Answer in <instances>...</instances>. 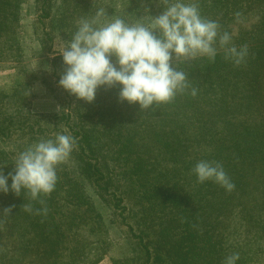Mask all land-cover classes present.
<instances>
[{"label":"rangeland","instance_id":"rangeland-1","mask_svg":"<svg viewBox=\"0 0 264 264\" xmlns=\"http://www.w3.org/2000/svg\"><path fill=\"white\" fill-rule=\"evenodd\" d=\"M51 2L54 10L65 16L67 32L48 27L42 30L40 24L36 23L33 0H25L21 4L15 29L18 45H13L10 50L5 46L0 55V91L11 89L22 72L20 76L25 77L30 85L28 98L32 113L57 112L58 98L67 101L62 88L58 86L59 78L56 80L65 68L62 57L53 65L56 76L50 78L46 70L50 66L48 59L60 54L63 46L74 35L73 27H78L81 19H91L98 10L103 9L107 19L119 17L130 24L149 26L152 18L168 6L169 0ZM185 2L196 3L203 18L216 21L220 34L226 32L230 35V46H235L238 50L246 49L245 56L249 57L252 65L250 72L246 68L241 77H236V83H233V78L227 81V75L215 78L213 80L218 84L211 88L212 91L202 81L197 85L199 89L194 95L195 103L191 109L194 116L191 119L186 118L189 108L181 116L173 109L165 110L160 107L133 113L135 119L132 124L125 121L133 131L132 139L139 138L140 141L143 138L149 144L152 140L146 134L150 135L153 130L163 131L161 144L158 145L161 150L159 156L163 157L158 156L156 160L149 157L145 161L149 169L150 165L153 167V177L157 175L159 182L152 179L148 183L147 178L146 184L140 186L136 182L131 183L133 178L136 179V174L127 180L120 178L123 171H134V163L132 159L114 156L119 143L116 142L117 137L105 131L108 117L100 118L101 113L95 110L107 100L104 94L106 87L98 88L96 98L90 103L71 95L70 107L64 104V108H71L69 111L72 118L68 124L72 127V132L66 126L61 129L62 125H58L60 130L54 132L52 124L48 123L46 135L41 137L36 132L29 145L42 139H55L61 134L72 137L73 131H82L80 125H85L93 133V145L95 143L101 146V153L95 154L96 158L91 157L89 161L103 170L104 179L95 172L97 182H91L76 172L74 165L78 160L73 151H80V148L75 142L68 161L57 166V174L67 171L70 181L79 179L80 184L84 185L82 187L85 194L70 197L67 193L69 187H57L52 194L44 197L48 199L45 205L47 208L49 206L48 215L51 218H38L43 214L37 209V203L35 211L28 215L24 213L22 205L26 199L25 191L18 196L11 190L7 193L0 192V264H139L135 251L137 247L134 245L137 240L127 234V225L121 224L120 217L116 216L111 207L112 187H117L116 193L121 197L122 204L129 209L125 212V224L132 223V219L139 221L148 235L149 248L153 253L159 254L160 259L167 260V264H181L173 251L182 243L183 218L189 215L195 220L189 223L192 227L190 232L195 238L191 245L194 247V259L198 257L195 255L203 253V264H225L226 257L238 253L237 264H264V0ZM41 38L42 44L39 43ZM217 47V54H223L224 50L219 45ZM200 58V62L205 61L203 56H198L192 60L178 58L173 63L181 71L184 68L181 63ZM196 67L198 66L193 69ZM108 103L109 99L107 105ZM105 109L106 107L103 114L107 113ZM164 110L166 112L162 114ZM215 112L221 113V116L214 118L212 115ZM201 113L203 119L199 116ZM72 119L80 125L74 127ZM204 120L209 129L200 126ZM112 124L115 126L117 123ZM191 125L196 127L198 137L182 143L179 132L181 129H190L187 126ZM118 128L119 124L115 126L114 132ZM226 129L230 132L228 136ZM242 130H245V134L242 133L243 136L239 137ZM169 132L175 133V141ZM122 133L130 136L125 131ZM3 141L0 139V172L7 175L13 172L16 158L24 149L19 151L15 148V143H19L16 134ZM166 141L172 142L173 148L178 147L175 153L177 162H171L172 156L164 154ZM179 147H188V151L180 153ZM218 151L222 152L218 154ZM3 158L5 161H2ZM200 161L220 164L234 188L227 191L214 181L196 180L193 169ZM106 179V187L109 189L104 193L96 185L105 184ZM154 185L181 199L176 203L164 200L154 190ZM76 189L82 191L81 187ZM80 198H83V202ZM39 203L43 205V200ZM131 213L134 218L129 216ZM29 220L37 226L39 222L50 223L46 229L50 231L51 238L56 236L55 233L59 236L61 242L59 246H55L56 253H51L49 259L38 252L41 245L32 243L30 246V238L37 242L41 234L34 232ZM203 245L206 247L205 252L199 250Z\"/></svg>","mask_w":264,"mask_h":264},{"label":"clouds","instance_id":"clouds-1","mask_svg":"<svg viewBox=\"0 0 264 264\" xmlns=\"http://www.w3.org/2000/svg\"><path fill=\"white\" fill-rule=\"evenodd\" d=\"M230 42V35L220 34L216 21L203 18L196 3L185 0H169L149 26L119 17L107 19L100 9L93 18L81 19L63 46L59 55L65 68L58 86L89 103L98 88L119 86L121 101L148 110L172 101L189 87L185 72L174 66L176 59L214 60L219 45L226 59L240 64L246 49L238 50ZM74 146V139L63 134L29 145L18 154L13 172H0V192L11 190L18 196L28 191L33 199L50 194L57 182V166L68 161ZM193 171L200 182L214 181L227 191L234 188L218 163L200 161ZM238 260L239 254L234 253L225 258V264Z\"/></svg>","mask_w":264,"mask_h":264},{"label":"trees","instance_id":"trees-1","mask_svg":"<svg viewBox=\"0 0 264 264\" xmlns=\"http://www.w3.org/2000/svg\"><path fill=\"white\" fill-rule=\"evenodd\" d=\"M24 2L25 0H0V55L4 52L2 50L5 46H8L7 48H9L10 50V48L13 45L15 46L18 45L15 39L16 36L15 29L17 28L18 25L19 10L21 4H23ZM33 3H34V11L36 12V16H37L36 23L40 24L42 30L48 27L49 29L54 28V29H60L61 31H63L64 29V32H67L68 26L66 25L67 23L65 22L66 18L65 16L63 17V15L59 13L58 10L57 12L54 10L53 3L51 2V0H33ZM76 30L77 27L74 26L72 32L75 33ZM5 38L7 41L5 40ZM39 43L40 44L43 43V38L40 39ZM47 50H49V46L47 47ZM46 54L47 51L45 52V55ZM253 56L255 55H252V57ZM59 59H60V55L53 57L52 59H48L50 66L46 71L48 72V74H50L49 75L50 78L56 76L57 74L55 72V67L53 65H56L57 60ZM202 59H205V61L200 62L201 61L200 58L196 61L181 63L180 65L184 67V68L182 67L183 69H181V71L185 72V74L187 75L189 87L183 93H178L172 101L163 104H155L151 108L160 109L161 107V108H165V110L173 109L176 111V113L179 112L181 116L184 115L186 110L189 108L190 112L187 113L186 118L191 119L194 116L193 113H191V109L193 107V104L195 103L194 95H192V90L193 89H195V91L198 90L199 88L197 87V85H199L203 81L205 85H207L208 88H210L211 90L212 87H215V85L218 84L217 82H214L213 79L218 77L224 78L226 75L229 76L227 81H230L233 78L234 79L233 83H236L237 82L236 77L237 76L241 77L242 74L246 72V68H248V71L250 72L252 67L248 56H245L244 59L242 60L243 62H241L240 64H235L231 59H226L224 53L217 54L214 60H210L207 57H203ZM193 65L198 67H196V69H193L194 67ZM20 74L22 75V72H20ZM20 74L17 76V80L15 84L11 87V89L0 91V139L2 141L8 140L11 139L12 135L16 134L19 143L18 144L15 143V148L21 151L23 149H26L29 143H31L34 140L33 135L36 134V132L40 133L42 135L41 137L46 135L45 133L48 130L46 124L48 123L52 124V130L54 132L59 131L60 128L63 129L64 126H66L70 132H72V127L68 124L70 118H72L70 116V111H69L71 110V108L69 110H67V108H64L65 106L64 104H66V107H70L71 105L70 103L72 100L70 98L72 96L67 91L62 89V92L64 93V97L66 98L67 101L65 102L64 100L58 98L59 109L57 112L32 113L29 107L30 101L28 98L29 96L28 89L30 88V85L28 81L25 80V77L20 76ZM248 76L249 75H246V77ZM246 77L244 79H246ZM58 78L59 76H57L56 80H58ZM221 86L223 87V84ZM104 94L107 97L105 104L102 106L100 105V108L95 110L96 111L98 110V112L101 113L99 114L100 118H104L105 116L108 117L107 123H105V131L109 134L112 133L117 137L116 142L119 143L117 145L116 153L114 156L116 157L122 156L124 157V159H128V160L132 159L134 163V165H132V167H134V171L133 169L132 171H130V173L127 171L125 172L123 171V173L120 175V178L127 180L129 178H132L133 174H136V179L133 178L134 181L132 180L131 183L134 184V182H136V185L138 186L146 184L147 178L149 179L148 183L152 179L154 181L159 182L157 175H154L153 177V172H154L153 167L150 165V169H149L145 164V161L149 157H152V160L153 159L156 160L159 157H163V155L159 156L161 150L158 149L159 148L158 145L161 144L163 138L162 136L163 131H161L162 129L153 130L150 135L146 134L147 138L152 140V143L150 144L148 142L146 143L143 138H141L140 141L139 138L132 139L133 131L132 129L128 128V126L125 124V121L130 124L134 123L133 119L135 118L133 113H139L140 110L139 106L136 104H128L125 101H121L119 99V86L106 88ZM108 99H109V103L107 105ZM105 107H106L105 111H107V113L104 112L105 114H103V109ZM165 110L162 111V114L163 112L164 113L166 112ZM202 113L201 115H199L201 119H203ZM212 116L214 118H219L221 116V113L215 112L213 113ZM78 119L80 121L79 117ZM103 120L105 122V119ZM114 122L120 125V128L116 129L115 132H114V128L117 124L114 126L112 124ZM205 122L207 121L204 120V123H202L200 126L202 128L206 127V129H209L208 128L209 125H206ZM73 124L74 127L77 125L74 122ZM58 125H62V127L58 128ZM78 125L80 124L78 123ZM80 126H82V131L76 129V131H73L74 134L72 136L77 146L80 148V151H76V150L73 151L75 153L76 160H78L76 161L74 168L81 177L83 176L84 178H86L88 181L90 180L91 182L93 180H96L97 182V178L94 177V173L97 172L100 175V177L104 179V177L102 176L103 170L100 167H97V165L95 164L93 165L89 161V158L91 157L96 158L95 154L97 155L101 153V146L100 145L98 146V144L95 145V143L93 145L92 140H94V138H93V133L90 132L91 130L90 128H86L85 125H80ZM187 128L190 129H186L185 131H182L181 129V131L179 132V135L182 136L181 137L182 140L180 139L182 143L189 142L191 139H197L198 137L196 135L195 126L191 125V126H187ZM122 129H124L123 131H125V133L130 136L123 135ZM244 132L245 130H242L241 134L238 132V134H240L239 137L243 136V134H245ZM173 134L175 133L169 132V135H171V138H173L172 140L175 141L176 139L173 136ZM229 134L230 132L227 131L226 129V135L228 136ZM111 136L113 137V135ZM37 139H39V137ZM164 146L166 147L164 154L166 153L172 156L170 158L171 162H177V159L175 158L176 156L175 153H177L178 147L177 149L176 147L173 148L172 142L169 143L168 141L164 142ZM179 149H181L180 153H184L188 151V147H179ZM110 151H112V153L114 154L113 150ZM221 152L222 151H218V154ZM1 156L3 157V153H1ZM2 161H5L4 158L2 159ZM68 177L69 174L67 171H63L62 173L57 174V182L54 190L57 187L67 186L69 187L68 188L69 192L67 191V193H69L68 195L70 197L83 196L85 194L84 188L82 187L84 186L83 183L80 184L79 179L70 181ZM195 179L198 180L197 177H195ZM142 180H144L143 183ZM106 183H107V179L105 181V184L102 185L98 184L96 185V188L98 190L104 191V193H107L109 187H106ZM76 187H81L82 191L80 190L77 191ZM154 187H155L154 190L157 192V194L162 195V198L164 200L176 203L177 200L181 199V197H179L178 195H173L169 191L165 192L163 189L159 188L158 185H154ZM116 189L117 187H112V193H110L112 198L111 207L116 212V216L120 217L121 224L127 225L126 226L127 234H130V236L133 239L137 240V242H135L134 245L137 247L135 251L137 253V259L139 264H167V260L163 258L160 259L159 257L160 255L157 253H153L152 252L153 250L149 248L148 245L149 240L147 239L148 235L142 229L141 223L139 221H136V219H132L133 220L132 223L129 222L128 224H125L126 221L125 212L126 210L129 209H127L125 205L122 204V199L116 193ZM53 191L50 194H52ZM75 191L77 192L75 193ZM47 195L41 194L40 196H38L37 199H33L30 193L28 191H25L26 199L23 201V205H22L24 213L28 215L30 212L35 211L36 203H37V209L40 210L41 214H43L41 216H38V218L39 217L42 218L47 217V219L51 218L48 215L49 206L47 208V205H45V201H48V199H45L44 197ZM41 200H43V205H40L39 203ZM82 200L83 198H80L81 202H83ZM17 203L18 206H20L19 201ZM129 216L131 218H134V215L132 217V213L129 214ZM33 219H35V217H33ZM183 219H184L183 221L184 235L183 237H181L180 240L182 241V243H180V246H178L173 252L176 255H178L177 258L180 260L181 264H203L201 262V259L205 256V254L200 253L199 255H195L198 256L197 259H194V255H192V251H194V247L191 245L195 241V238L194 235L191 234L192 232H190V230L192 229L190 224L191 221H195V220L190 215L184 217ZM30 220L32 219L30 218ZM30 220L29 222L32 224L34 232L36 231L37 233L41 234V237H39V241L37 242L30 238V246H32V243L41 245V248L39 249L38 252H40V255H43L44 258L49 259L51 253L53 254L56 253L57 249L55 246H59L61 240L56 233H55L56 236L51 238L50 231H47L48 229H46V227L49 228L50 223L39 222L38 223L39 226H37ZM199 250H203L205 252L206 247L203 245L199 247ZM187 254H188V258H187Z\"/></svg>","mask_w":264,"mask_h":264}]
</instances>
